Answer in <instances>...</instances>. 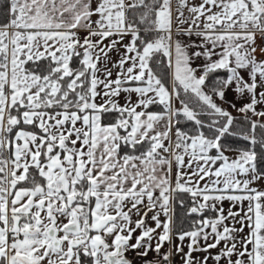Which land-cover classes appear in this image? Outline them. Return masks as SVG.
I'll list each match as a JSON object with an SVG mask.
<instances>
[{
  "label": "snow or ice",
  "instance_id": "obj_1",
  "mask_svg": "<svg viewBox=\"0 0 264 264\" xmlns=\"http://www.w3.org/2000/svg\"><path fill=\"white\" fill-rule=\"evenodd\" d=\"M0 264H264V0H0Z\"/></svg>",
  "mask_w": 264,
  "mask_h": 264
},
{
  "label": "crops",
  "instance_id": "obj_2",
  "mask_svg": "<svg viewBox=\"0 0 264 264\" xmlns=\"http://www.w3.org/2000/svg\"><path fill=\"white\" fill-rule=\"evenodd\" d=\"M228 99L229 100H232L233 99V96H232V94H229L228 95ZM236 103H237V107H239L240 105H241V101H235ZM218 103H219V101H218ZM225 107H227V105H224ZM229 111H233L232 109H229ZM233 115L235 116V115H239L238 113H236L235 111H233ZM255 119V118H254Z\"/></svg>",
  "mask_w": 264,
  "mask_h": 264
}]
</instances>
